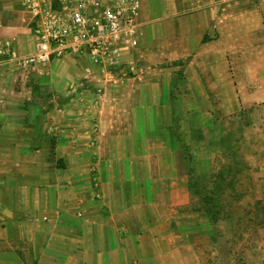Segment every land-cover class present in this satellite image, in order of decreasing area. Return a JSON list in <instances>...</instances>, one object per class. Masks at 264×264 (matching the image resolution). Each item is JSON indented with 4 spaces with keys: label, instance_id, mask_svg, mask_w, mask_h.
<instances>
[{
    "label": "crops",
    "instance_id": "obj_1",
    "mask_svg": "<svg viewBox=\"0 0 264 264\" xmlns=\"http://www.w3.org/2000/svg\"><path fill=\"white\" fill-rule=\"evenodd\" d=\"M140 4L139 45L124 58L145 71L104 85L91 108L96 84L70 88L91 62L66 56L21 68L16 59L37 49L31 17L23 0H0V264L211 260L209 233L190 219V168L198 149L217 143L228 112L214 103L240 85L235 71L260 68L262 8L251 0ZM38 86L54 102L43 111Z\"/></svg>",
    "mask_w": 264,
    "mask_h": 264
},
{
    "label": "rangeland",
    "instance_id": "obj_2",
    "mask_svg": "<svg viewBox=\"0 0 264 264\" xmlns=\"http://www.w3.org/2000/svg\"><path fill=\"white\" fill-rule=\"evenodd\" d=\"M251 1L264 17V0ZM235 72L240 85L227 87L230 100L214 103L218 112H228L217 125V143L210 153L198 149L191 172L197 200L190 219L205 227L213 244L206 264H264V56L259 69ZM38 89L35 104L43 111L54 102ZM40 124L44 132V118Z\"/></svg>",
    "mask_w": 264,
    "mask_h": 264
},
{
    "label": "built area",
    "instance_id": "obj_3",
    "mask_svg": "<svg viewBox=\"0 0 264 264\" xmlns=\"http://www.w3.org/2000/svg\"><path fill=\"white\" fill-rule=\"evenodd\" d=\"M23 4L37 49L16 62L34 72L53 59L87 58L91 64L70 88L85 90L96 84L91 108L100 105L104 85L144 73L135 59L124 58L139 45L140 0H23ZM2 54L10 56L12 50L7 46Z\"/></svg>",
    "mask_w": 264,
    "mask_h": 264
},
{
    "label": "trees",
    "instance_id": "obj_4",
    "mask_svg": "<svg viewBox=\"0 0 264 264\" xmlns=\"http://www.w3.org/2000/svg\"><path fill=\"white\" fill-rule=\"evenodd\" d=\"M189 158H190V160H192V157H191V156H190ZM190 169H191V172H193V167H192V166H191ZM191 185H192V187H193V183H192V181H191Z\"/></svg>",
    "mask_w": 264,
    "mask_h": 264
}]
</instances>
